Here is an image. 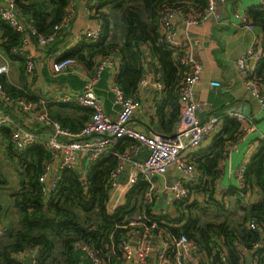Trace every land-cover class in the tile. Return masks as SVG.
<instances>
[{
    "label": "trees",
    "instance_id": "16d2710c",
    "mask_svg": "<svg viewBox=\"0 0 264 264\" xmlns=\"http://www.w3.org/2000/svg\"><path fill=\"white\" fill-rule=\"evenodd\" d=\"M75 1L16 0L20 15L29 19L38 34L50 36L55 33L53 41L46 47L61 41L68 33L56 32L54 25L70 9L74 14ZM102 5L108 6V11L99 10L96 14L103 22L102 37L98 41L82 39L60 57L73 56L93 65L96 54H113L118 61L114 80L127 96L138 91L139 80L146 72V63L152 65L154 73L164 85V97L159 107L157 105V112L169 131L171 124L179 120L178 93L182 86L183 69L165 43L160 29L161 12L165 7H182L187 11L199 12L205 8L206 0H105L100 3L99 9ZM247 12L264 36V3L249 7ZM0 30V50L7 58L19 61L25 74L24 58L13 52V48L21 44L23 33L1 17ZM28 37L38 43L36 35L29 34ZM148 54L156 62L147 60ZM262 61L264 63V57ZM0 81L11 95L37 100L29 97L24 88L11 84L7 74H0ZM63 106L54 111L47 104V109L52 118L72 129L80 128L92 113V109L85 105L64 103ZM166 106L170 107L167 120L163 116ZM67 108L77 112V118L73 117V112L68 113ZM239 130L240 124L235 118L224 116L219 133L207 147L194 154L193 163L208 178L203 181L206 185L201 181L195 188V185L189 187L204 189L207 195L202 203L199 204L198 200L189 202L190 198L186 197L174 203L173 211L156 216L162 225L170 226L172 234L184 233L193 239L209 257L208 264H247L245 251L252 254L256 264H264V140L260 141L246 164V183L258 188L260 196L257 202L243 206L242 220L233 223L229 220H204L200 214L204 213L208 204L220 207L219 200L214 196V180L220 172L218 163L228 141ZM1 132L9 141L11 154L19 157V163L23 164V180L13 194L14 205L19 213V226L7 238L0 239V264H24L23 257L30 251H36V264H84V260L88 259L84 245L97 248L110 264H120V260H123L121 240L128 230L122 225L143 209L153 213L152 204L145 199L148 182L139 178L127 192L125 202L109 212L106 205L108 182L118 157L108 153L92 161L89 166L84 163L62 168L56 187L43 190L39 176L48 158L43 146L34 144L22 153L15 154L10 130L2 127ZM134 142L129 138L122 139L112 150L120 152ZM252 220L256 222L257 228L249 226ZM221 246L224 248H219Z\"/></svg>",
    "mask_w": 264,
    "mask_h": 264
},
{
    "label": "built area",
    "instance_id": "2783aa9c",
    "mask_svg": "<svg viewBox=\"0 0 264 264\" xmlns=\"http://www.w3.org/2000/svg\"><path fill=\"white\" fill-rule=\"evenodd\" d=\"M104 1L87 0L92 25L73 33L71 36L72 45L82 39L98 41L102 37L103 22L96 17V14L100 10V3ZM224 2L225 0H206L205 8L199 12L187 11L182 7H165L161 12L160 29L165 43L174 54L178 65L183 69L180 81L182 86L178 93L179 128L173 134L153 133L130 124V119L136 109L148 110L151 105L153 109L157 108L159 101L164 97V85L158 76L149 77V73L145 72L139 80L136 94L125 95L123 89L114 80L118 71V61L113 54L108 53L100 55L95 61L93 70L85 78L81 90L69 89L53 99L30 100L23 96L11 95L0 81L1 102L18 113V117L12 114L0 115V141L3 134L1 128L7 127L10 130V140L15 154L22 153L34 144L43 146L48 154V158L44 162V169L39 176L43 190L56 187L57 177L62 168L71 165L79 166L80 155L84 156L82 164L85 163L86 166H89L92 161L108 153H114L117 155L118 161L109 177L108 203L118 193L124 191L127 194L139 178L145 179L149 184L145 192V199L152 206L161 200L163 195L168 196L172 205L185 199L191 190L189 186H196L203 177V172L193 163L189 155L201 148L206 140H211L219 133L223 126L224 116L235 118L240 124V130L234 138L228 141L221 158L223 162L229 161L233 152L240 149L247 134L256 129L254 116L246 115L236 106L229 107L225 112L209 114L206 118H200L197 114L194 90L202 72V66L195 55V46L199 39L190 36L186 28L191 24H203L209 18L220 21ZM263 3L264 0H259L258 6ZM73 15V11L70 9L67 15L54 25L55 31L69 32L72 28ZM0 17L15 30L23 33L21 44L15 46L13 52L24 58L25 74L32 75L37 63L28 49V35H36L38 44L45 46L53 41L55 33L50 36L38 34L29 19L20 15L16 0H0ZM178 18L185 23L184 32L180 31ZM238 19L239 25L251 30L253 35L249 46L237 58V68L243 76L247 91L264 110V82L258 72L259 64L264 57L263 31L253 22L247 10L238 13ZM78 62L79 60L73 56H54L52 67L55 73H63ZM108 67H112L114 71L111 90L114 93V102L119 106L117 117H112L105 111L101 98L95 91L103 71ZM7 72L8 65L0 64V74ZM148 85L158 92L160 97L158 101L155 99L154 102H146L138 97L142 88ZM51 101L89 106L92 113L80 128L72 129L52 118L47 109V103ZM26 121H36L45 129L41 132L30 128L25 124ZM127 138L135 142L120 152L112 150L116 143ZM259 138L264 140V133L259 134ZM58 158L60 159V170L52 176L50 183L47 184L53 163ZM246 164L247 161L242 160L230 171L234 177V186L240 191H246L249 188L245 177ZM126 168L127 176L124 181H121V175ZM169 168H174L180 176L158 190L155 177L164 175ZM151 209L153 213H148L143 209L122 225L124 228H128L121 240L122 256L126 262L136 256L138 264H148L156 240L159 245L154 255L155 264H188V258L193 251L204 252L186 234H172L170 226L160 223L156 216L165 214V211L158 213L153 207ZM249 226L251 228L258 227L254 220L249 222ZM257 245L255 244V246ZM84 249L93 264H110L92 245H84ZM27 254H33L32 264H36V251H30ZM171 258H173L172 261ZM251 264H256L254 259Z\"/></svg>",
    "mask_w": 264,
    "mask_h": 264
},
{
    "label": "crops",
    "instance_id": "0c3cea01",
    "mask_svg": "<svg viewBox=\"0 0 264 264\" xmlns=\"http://www.w3.org/2000/svg\"><path fill=\"white\" fill-rule=\"evenodd\" d=\"M258 3L259 0H225L221 8L222 18L220 21L209 18L203 24H191L186 28L190 36L199 39L195 46V55L202 66V72L201 78L195 85L194 90L198 116L200 118H206L209 114L225 112L229 107L236 106L239 111L246 115H253L255 118L256 129L247 134L246 139L240 145V149L233 152L229 161H219L218 168L220 172L214 180L216 188L214 196L228 213L223 216L227 217L230 213V217L231 215L238 217V219H236L237 221L242 220L244 210L238 209L237 206H231L230 198L232 197L234 201L237 202L236 205L242 206L243 208V206L247 204L257 202L260 196L259 190L255 186H249L246 191L237 190L234 186L233 174L230 172L232 168L236 167L242 160L248 161L250 159L260 144L261 139L259 138V134L264 133V110L260 108L257 101L247 91L243 76L238 70L236 63L238 56L251 43L253 35L251 30L239 25L238 13L247 10L253 5L258 6ZM74 8L75 12L72 19V28L65 34L66 36L61 39V41H55L53 45H48V48L46 47L47 45H39L29 39L28 49L37 63V67L32 75L27 76L23 74L21 63L17 60L7 58L0 50V64L6 63L8 65V72L6 74L10 83L17 88H24L30 95L29 97L33 99L43 98L49 100L69 89L81 90L84 86L85 78L91 74L93 65L100 56L99 54L94 56L93 65L92 63L89 64V62L80 60L78 64L72 65L63 73L54 72L52 67L53 57H60L65 50L74 46L71 43V36L73 33L92 25L87 8V0H76ZM100 10L108 11V6L102 5ZM177 21L180 26V31L184 32L185 23L180 21V18H178ZM1 34L2 32L0 30V42L2 40ZM146 58L147 60L151 59V61L156 62L150 54H148ZM259 68L261 78L264 82L263 61L260 62ZM145 69L146 72L149 73V77L157 76L153 71L152 65L146 63ZM113 77L114 71L112 67H108L103 71L101 78L96 84L95 91L101 98L105 111L110 116L117 117L119 106L115 104L114 93L111 90ZM138 97L146 100V102H154L155 99L158 101L160 98L158 92L153 90L150 85L142 88ZM162 100L163 99L159 101L158 107ZM47 104L54 111L57 110L58 107L64 108V102L51 101ZM158 107L153 109L151 105L148 110L141 108L136 109L130 119V124L153 133L173 134L179 128L178 120H175L171 124L169 131L166 130L165 124L163 123L164 120L161 122V114L157 112ZM169 109L170 107L166 106L163 111L165 120L169 117ZM67 112H73V114H75L73 117L77 118L78 113L71 110V108H67ZM4 114H12L18 117V113L13 110V108L4 106L0 100V115ZM19 118L21 119V117ZM25 124L41 132L45 129L36 121H26ZM211 140H206L203 146L198 150L207 147ZM8 142V139L2 134V139L0 141V228L2 234L0 235V239L7 238L9 233L19 226V213L14 205L13 194L19 189L21 180H23L21 173L23 171V164L19 163V157L11 154ZM198 150L190 153L189 157L193 159L194 154ZM83 158L84 156L80 155L79 165H82ZM59 162L60 159L58 158L53 163L47 184L50 183L52 176L59 172ZM127 168L121 175V181H124L127 176ZM179 176L180 174L175 171L174 168H169L164 175L155 177L156 188L161 190L166 183ZM202 176V184L206 185V182L204 183L203 181H206L208 177L204 173ZM10 184L14 186L12 190H10ZM2 186H7L9 191L6 190V192H4L1 188ZM195 187L196 186H194V188ZM193 190L194 189H191L188 195L190 201L193 200L195 198L194 195L197 194V192H193ZM202 193L205 198L207 194L204 195V192ZM125 196L126 193L123 191L116 194L111 199V202L108 203L107 200L106 205L108 211L112 212L118 205L123 204L125 202ZM171 203L168 196L163 195L162 199L158 200L152 207L154 210H157L158 213H162V211H173L174 205ZM236 209L238 210L237 212ZM232 219L231 220L235 222L233 217ZM158 245L159 242L156 240L153 247V254L148 264H155L154 255ZM26 255L23 257V260ZM120 261V264H138L136 256L131 258L128 262L125 261V258ZM209 262V257L205 252L199 253L193 251L188 258V264H208Z\"/></svg>",
    "mask_w": 264,
    "mask_h": 264
},
{
    "label": "rangeland",
    "instance_id": "374dc122",
    "mask_svg": "<svg viewBox=\"0 0 264 264\" xmlns=\"http://www.w3.org/2000/svg\"><path fill=\"white\" fill-rule=\"evenodd\" d=\"M10 161H11V159H10ZM5 176H6V174H5ZM10 187H11L10 190H12L14 186H12L10 184ZM1 188L4 190V192H6V190L9 191V189L7 188V186H2ZM203 190L204 189L202 187L200 189H194L193 192H197V194L194 195L195 198L193 200H191V201L198 200L199 201V204L202 203V201L204 199V197L202 195L203 194L202 193ZM198 191H200V192H198ZM204 195H205V193H204ZM230 200H231V202H230V205L231 206H237L238 209H242L243 210L242 206L236 205L237 202L234 201V199L232 197L230 198ZM191 201L189 200V202H191ZM218 205H220V207H215V206H213L211 204H208L207 205L208 207L206 209H204V213H200L201 214V219H204V220H212V221L229 220V222H232V220H233L232 217H233L235 219L234 221L237 222L236 219H238V217L235 216V215H231V217H230V213H229V215H227V217H224L223 215H226L228 213H227V211H225V209L221 206V204L219 202H218ZM237 211L238 210L236 209V212ZM84 264H93V263L90 260L85 259L84 260Z\"/></svg>",
    "mask_w": 264,
    "mask_h": 264
},
{
    "label": "water",
    "instance_id": "95a60500",
    "mask_svg": "<svg viewBox=\"0 0 264 264\" xmlns=\"http://www.w3.org/2000/svg\"><path fill=\"white\" fill-rule=\"evenodd\" d=\"M144 50H146V48H144ZM244 257H245V260H246L247 264H251L253 262V256H252L251 253L245 252L244 253ZM33 258H34L33 254L26 255V257L24 259V264H32Z\"/></svg>",
    "mask_w": 264,
    "mask_h": 264
}]
</instances>
